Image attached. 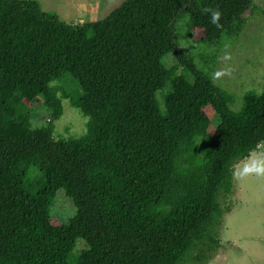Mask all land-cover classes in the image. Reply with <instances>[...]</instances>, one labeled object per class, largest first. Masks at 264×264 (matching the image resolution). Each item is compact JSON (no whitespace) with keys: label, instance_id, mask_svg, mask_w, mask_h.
<instances>
[{"label":"trees","instance_id":"16d2710c","mask_svg":"<svg viewBox=\"0 0 264 264\" xmlns=\"http://www.w3.org/2000/svg\"><path fill=\"white\" fill-rule=\"evenodd\" d=\"M254 1L125 0L68 25L0 0V264H182L216 243L233 169L264 144V84L234 111L214 82ZM64 100L87 118L79 138L55 137ZM59 191L76 209L66 224L51 215Z\"/></svg>","mask_w":264,"mask_h":264},{"label":"rangeland","instance_id":"374dc122","mask_svg":"<svg viewBox=\"0 0 264 264\" xmlns=\"http://www.w3.org/2000/svg\"><path fill=\"white\" fill-rule=\"evenodd\" d=\"M24 1L36 2L41 10L57 16L68 25H78L105 19L125 0ZM254 2L256 14H246L247 17L250 16L246 29L234 43L222 50L214 63V82L234 96V111L241 107L246 93H260L264 84V0ZM179 42L195 56L198 67L205 66L208 51L193 46L182 34ZM163 64L170 68L176 64V60L173 56H167ZM181 71L182 68L178 73ZM66 83L67 80L64 81L65 85ZM71 89L73 92L78 91L74 84ZM33 107L39 113L35 126L46 124L49 116L43 109L40 98L34 101ZM209 115L215 122L213 114ZM86 124L87 118L70 100H64L62 117L55 123V137L79 138L86 133ZM253 159L264 161V144L233 169L231 194L221 202L224 215L216 243L201 246L182 264H264V171H243L244 166L251 165ZM75 213L72 202L63 191H59L51 215L66 224ZM86 248L85 243L79 241L71 254V262Z\"/></svg>","mask_w":264,"mask_h":264},{"label":"clouds","instance_id":"9594fccd","mask_svg":"<svg viewBox=\"0 0 264 264\" xmlns=\"http://www.w3.org/2000/svg\"><path fill=\"white\" fill-rule=\"evenodd\" d=\"M210 15H211V23L219 27L218 21L221 15L220 12L212 11ZM253 170L257 172L264 171V161L253 159L251 165L246 164L243 169L244 172L253 171Z\"/></svg>","mask_w":264,"mask_h":264}]
</instances>
